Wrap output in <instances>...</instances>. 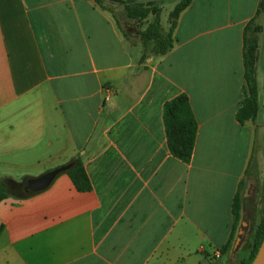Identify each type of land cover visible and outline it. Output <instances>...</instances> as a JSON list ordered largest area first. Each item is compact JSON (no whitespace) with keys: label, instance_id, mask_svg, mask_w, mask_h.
Returning a JSON list of instances; mask_svg holds the SVG:
<instances>
[{"label":"crops","instance_id":"1","mask_svg":"<svg viewBox=\"0 0 264 264\" xmlns=\"http://www.w3.org/2000/svg\"><path fill=\"white\" fill-rule=\"evenodd\" d=\"M198 1L180 13L174 47L141 60L142 43L95 0H0V176L21 180L79 158L91 183L81 191L64 172L38 193L2 200L0 264H233L238 224L245 242L255 238L264 216V0H221L220 16L191 32L194 51L222 35L219 60L179 53L182 20ZM250 22L260 27L258 110L240 122ZM162 24L167 32L163 14ZM182 94L198 123L189 161L170 151L164 120Z\"/></svg>","mask_w":264,"mask_h":264},{"label":"trees","instance_id":"2","mask_svg":"<svg viewBox=\"0 0 264 264\" xmlns=\"http://www.w3.org/2000/svg\"><path fill=\"white\" fill-rule=\"evenodd\" d=\"M102 8L109 10L114 14V10L111 6L107 5L104 0H95ZM192 0H181L172 12L174 21L169 31H164L162 24V8L159 6H145L142 4H125L124 14L129 19H134L143 24L148 21L145 27H142L140 31V41L143 46V54L141 60L146 59L149 55L162 56L167 54L176 42L174 36V29L180 13L190 5ZM263 4L261 5V8ZM260 8V9H261ZM153 16V20H149L150 16ZM253 22H250L246 27L245 34V78L247 81L246 94L241 102V107L237 113V117L240 122H244L248 119L254 118L258 110L257 100V87L256 78L253 65L255 61H251L248 57L247 48L249 43L254 42V46H251V51L256 48V39H252L248 34L256 33L260 30V27H253ZM143 26V25H142ZM126 33V32H124ZM253 63V64H252ZM164 120L167 129L168 142L170 151L177 157L189 161L192 157L196 134L198 131V123L194 115L189 97L186 94L179 95L171 101H168L165 105ZM71 162L74 163L73 167L66 171L69 174L76 185L81 191H87L91 188L90 179L86 170L82 164L81 159L76 158ZM29 176L23 177L21 180H16L11 176H0V202L8 197L25 198L33 194H24L22 187L29 179ZM239 205L240 195L236 196L234 202V214L236 221L239 219ZM2 226H0V231ZM236 232V230H235ZM264 238V216L257 229L253 243L251 244V252L247 258L242 260V264H250L254 259L258 248ZM234 237L231 236L229 242L222 249L223 252L227 251L233 245Z\"/></svg>","mask_w":264,"mask_h":264},{"label":"rangeland","instance_id":"3","mask_svg":"<svg viewBox=\"0 0 264 264\" xmlns=\"http://www.w3.org/2000/svg\"><path fill=\"white\" fill-rule=\"evenodd\" d=\"M105 3L111 6L114 10V15L120 24L121 29L126 32L129 36H132L133 40L140 41V36L137 33L139 28L145 27L148 21L143 22V24L137 20L129 19L124 14V5L125 4H142V5H151V6H159L162 8V14L164 17V25L166 27H171L174 18L173 11L175 9V4L179 0H104ZM202 1V0H199ZM196 5V11L187 14L181 23L180 32L178 35L179 44H183L184 47L179 51L181 55L187 54L190 58H200L207 60H219L225 56V51L219 48V46L224 41V37L222 35L213 36L210 40H207V43L216 45L211 48H207L206 50L194 51L189 48L187 45V40L191 36V32L197 28L204 26L205 24H212L215 20L214 14L220 16V7L221 0H205L202 3ZM149 20H153V16L149 17ZM143 25V26H142ZM165 31V30H164ZM169 31V30H168ZM257 33H249L248 35L252 39H256V48L251 51V46H254V42L249 43V47L247 48L248 57L251 61H255L253 68L256 75V62L260 59V51H259V43ZM141 42V41H140ZM246 53V51H245ZM264 61V56H263ZM253 64V63H252ZM264 69V63H263ZM241 228L243 230V234L241 236V240L238 242L237 247L239 252L234 260H232L233 264H242V260L247 258L251 252V244L254 239V235H252V239L250 243L245 242L247 236L249 235L248 228L241 226L238 224L237 231ZM238 236V232L236 233V237ZM236 239V238H235ZM235 239L233 241V245L235 244ZM232 245V246H233ZM243 250V252H242Z\"/></svg>","mask_w":264,"mask_h":264},{"label":"water","instance_id":"4","mask_svg":"<svg viewBox=\"0 0 264 264\" xmlns=\"http://www.w3.org/2000/svg\"><path fill=\"white\" fill-rule=\"evenodd\" d=\"M73 165V162H69L67 164L50 169L38 176L30 177L22 187L23 193L26 195L35 194L48 188L60 174L71 169ZM241 232L242 230L239 233L242 234ZM240 240L241 236L238 237L237 244ZM250 264H264V238Z\"/></svg>","mask_w":264,"mask_h":264},{"label":"built area","instance_id":"5","mask_svg":"<svg viewBox=\"0 0 264 264\" xmlns=\"http://www.w3.org/2000/svg\"><path fill=\"white\" fill-rule=\"evenodd\" d=\"M110 96H111V94H108L107 97H106V100H109ZM213 256L215 258H220L222 256V251L220 249H214L213 250Z\"/></svg>","mask_w":264,"mask_h":264},{"label":"flooded vegetation","instance_id":"6","mask_svg":"<svg viewBox=\"0 0 264 264\" xmlns=\"http://www.w3.org/2000/svg\"><path fill=\"white\" fill-rule=\"evenodd\" d=\"M137 33H138V31H137ZM139 34H140V32H139Z\"/></svg>","mask_w":264,"mask_h":264}]
</instances>
